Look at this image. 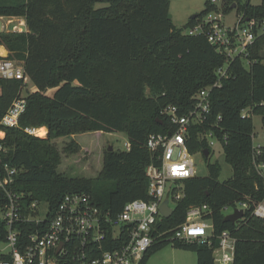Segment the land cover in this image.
I'll list each match as a JSON object with an SVG mask.
<instances>
[{"label":"trees","instance_id":"trees-1","mask_svg":"<svg viewBox=\"0 0 264 264\" xmlns=\"http://www.w3.org/2000/svg\"><path fill=\"white\" fill-rule=\"evenodd\" d=\"M232 2L244 17L264 19V0L257 5L223 0L222 9ZM169 5L170 0H0V16H23L27 26L21 33L0 30V46L7 49V58L23 65L34 86L24 96L18 126L6 127L1 118L23 82L0 80V176L6 173L4 164L15 169L9 188L22 195L24 204L37 201L54 209L64 194L85 192L115 215L127 202L149 198L145 169L154 158L146 140L151 133L173 130L163 109L174 106L185 114L194 105L193 96L211 87L207 121L191 128L188 143L192 153L202 154L207 175L182 182L184 196L156 227L173 228L185 220L189 206L207 204L214 234L226 230L236 238L233 264H264V219L251 215L254 203L264 199L253 146L254 115L264 129V32L245 53L227 61L220 77L216 70L225 64V55L204 32H184L215 10L214 5L206 1L180 28L168 16ZM38 127H46L45 136L26 131ZM208 129L216 131L232 169L223 181L218 180L219 164L204 156V150L210 151L207 142L197 136ZM85 132H121L130 147L105 148L95 176L58 171L62 154L76 153L80 145L71 139L60 150L54 140ZM259 152L255 158L264 162V146ZM6 200L0 187V208ZM241 201L250 204L244 217L225 220L223 208ZM4 233L0 219V239ZM211 240V245L196 240L155 243L140 264L169 244L194 251L196 264H214L217 239Z\"/></svg>","mask_w":264,"mask_h":264},{"label":"built area","instance_id":"built-area-1","mask_svg":"<svg viewBox=\"0 0 264 264\" xmlns=\"http://www.w3.org/2000/svg\"><path fill=\"white\" fill-rule=\"evenodd\" d=\"M221 18V13L211 11L184 30L187 34L204 32L216 51L225 55V64L216 70L220 77L226 73L227 61L245 53L256 35L264 32V19L238 14L233 24L224 25ZM0 19L5 20L0 30L4 27L9 32L27 31L23 16H0ZM6 56L0 57V80H21L23 86L3 114L1 125L15 127L25 108L23 91L28 79L23 65ZM210 90L211 87L200 89L193 96V107L185 114H180L174 106L163 109L173 130L151 133L146 140V148L154 158L145 169L149 198L129 201L115 215L94 204L85 192L64 194L54 209L37 201L24 204L22 195L9 188L15 169L4 164L6 173L0 176V187L7 200L0 208V219L5 227L0 239V264H140L144 253L155 243L196 240L211 245L213 237L217 239L213 248L214 264H233L236 238L226 230L214 234L213 224L206 218L211 213L207 204L189 206L185 220L173 228L160 230L156 227L163 217L159 210L163 200H167L172 212L175 201L184 196L182 182L197 176L195 158L204 161L200 152H191L188 143L191 128L207 121ZM242 113L247 114L246 110ZM217 119L220 120V116ZM35 130L26 129L36 135ZM3 135L0 130V138ZM197 136L207 142L209 155L215 144L222 148V141L214 129L199 132ZM124 147L126 150L130 147L127 140ZM259 154L258 147L254 153V167L264 182V162L255 158ZM232 207L230 213L242 210L238 221L250 204L241 201ZM251 215L264 219V199L254 203Z\"/></svg>","mask_w":264,"mask_h":264},{"label":"rangeland","instance_id":"rangeland-1","mask_svg":"<svg viewBox=\"0 0 264 264\" xmlns=\"http://www.w3.org/2000/svg\"><path fill=\"white\" fill-rule=\"evenodd\" d=\"M206 1H209L212 5H214V12L217 11L222 14L221 20L224 25H231L235 22L237 15L239 14L238 9L235 7V2H232L227 10H223V0H170L169 14L174 27H182L191 15L202 11L205 7ZM239 1L243 2L245 0ZM249 1L251 4L257 5L261 0ZM233 4L234 6H232ZM104 5L106 4L96 3L95 7ZM4 23L5 20L0 19V28ZM2 31L8 32L4 27L2 28ZM24 87H26V90L23 91L24 95L27 92L34 90V86L30 80L26 81V86ZM253 124V146L255 148L264 146V129L261 125L260 116H253ZM44 130V135H46V127ZM71 139L78 142L80 149L76 153H63L61 164L58 166V171L69 176L89 177L95 176L100 170L102 153L105 148L111 146L115 150L124 149V142L126 141L125 135L121 132H85L72 136L60 137L54 141L57 143V147L61 150L65 143L69 142ZM209 158L210 161H216L220 166L218 176L219 181H223L231 176L232 169L224 160L223 150L218 144H215ZM195 159L197 163V176H206L208 172L206 163L201 158ZM232 208V206H229L224 211L225 214H229L233 210ZM146 264H196V254L194 251L176 248L169 244L164 245L157 251L150 254Z\"/></svg>","mask_w":264,"mask_h":264},{"label":"water","instance_id":"water-1","mask_svg":"<svg viewBox=\"0 0 264 264\" xmlns=\"http://www.w3.org/2000/svg\"><path fill=\"white\" fill-rule=\"evenodd\" d=\"M232 6H234V4ZM168 16L171 17L170 14ZM194 17H195V14L190 16V18H194ZM111 148H112L111 146L108 147L109 150H111ZM207 155H208V151L205 150L204 156L207 157ZM159 210H160V213L163 217L166 218V217L170 216L171 208L168 206L166 199L163 200V202L161 203ZM241 216H242V210L241 209H235L233 213L227 214L225 216V220L230 221V222H235Z\"/></svg>","mask_w":264,"mask_h":264},{"label":"crops","instance_id":"crops-1","mask_svg":"<svg viewBox=\"0 0 264 264\" xmlns=\"http://www.w3.org/2000/svg\"><path fill=\"white\" fill-rule=\"evenodd\" d=\"M1 51H3V52H1ZM8 54V51H7V49L4 47V46H0V56H6ZM40 128H43V127H40ZM44 129H45V127H44ZM45 136V135H44ZM41 137H43V136H41Z\"/></svg>","mask_w":264,"mask_h":264},{"label":"bare ground","instance_id":"bare-ground-1","mask_svg":"<svg viewBox=\"0 0 264 264\" xmlns=\"http://www.w3.org/2000/svg\"><path fill=\"white\" fill-rule=\"evenodd\" d=\"M1 52H3V51H1ZM35 134L38 135V136H44V134H45L44 127L43 128H37L35 130Z\"/></svg>","mask_w":264,"mask_h":264},{"label":"flooded vegetation","instance_id":"flooded-vegetation-1","mask_svg":"<svg viewBox=\"0 0 264 264\" xmlns=\"http://www.w3.org/2000/svg\"><path fill=\"white\" fill-rule=\"evenodd\" d=\"M207 159H209V153H208V155H207V157H206Z\"/></svg>","mask_w":264,"mask_h":264}]
</instances>
